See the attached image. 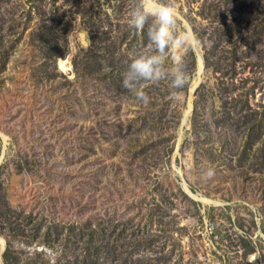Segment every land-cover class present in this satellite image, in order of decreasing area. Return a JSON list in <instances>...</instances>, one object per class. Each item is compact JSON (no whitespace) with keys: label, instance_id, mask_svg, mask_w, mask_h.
Wrapping results in <instances>:
<instances>
[{"label":"rangeland","instance_id":"obj_1","mask_svg":"<svg viewBox=\"0 0 264 264\" xmlns=\"http://www.w3.org/2000/svg\"><path fill=\"white\" fill-rule=\"evenodd\" d=\"M135 3L0 0L1 264H264V0H174L191 83L147 105Z\"/></svg>","mask_w":264,"mask_h":264},{"label":"clouds","instance_id":"obj_2","mask_svg":"<svg viewBox=\"0 0 264 264\" xmlns=\"http://www.w3.org/2000/svg\"><path fill=\"white\" fill-rule=\"evenodd\" d=\"M127 25L130 29L144 31L147 26L148 51H138L123 72L122 86L134 99L147 105L150 97L145 85L159 84L169 80V87L175 95L191 83L185 49L199 44L197 35L189 26H180V14L174 0H136L129 11ZM173 68L166 70V62ZM207 178L215 175L208 169Z\"/></svg>","mask_w":264,"mask_h":264},{"label":"bare ground","instance_id":"obj_3","mask_svg":"<svg viewBox=\"0 0 264 264\" xmlns=\"http://www.w3.org/2000/svg\"><path fill=\"white\" fill-rule=\"evenodd\" d=\"M187 23V22H186ZM200 73V72H199ZM1 264V263H0Z\"/></svg>","mask_w":264,"mask_h":264}]
</instances>
